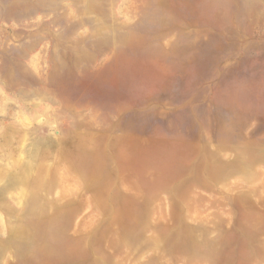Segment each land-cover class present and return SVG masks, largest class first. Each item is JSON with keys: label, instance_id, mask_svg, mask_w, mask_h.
<instances>
[{"label": "rangeland", "instance_id": "1", "mask_svg": "<svg viewBox=\"0 0 264 264\" xmlns=\"http://www.w3.org/2000/svg\"><path fill=\"white\" fill-rule=\"evenodd\" d=\"M0 264H264V0H0Z\"/></svg>", "mask_w": 264, "mask_h": 264}]
</instances>
